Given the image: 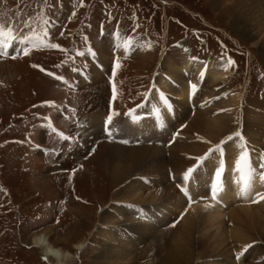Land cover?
Instances as JSON below:
<instances>
[{"label": "rangeland", "instance_id": "obj_1", "mask_svg": "<svg viewBox=\"0 0 264 264\" xmlns=\"http://www.w3.org/2000/svg\"><path fill=\"white\" fill-rule=\"evenodd\" d=\"M240 1L0 0V24L6 26L0 39L12 44L11 48L4 49L8 55L0 56V264H58L53 258L42 260L45 254L33 244L34 234L51 229L52 242L74 255L68 264H124V260L125 264H165L158 250L175 243L174 237L178 234L170 219L177 215L176 221L182 219L187 209L171 208V204H177L176 199L175 203L162 197L150 203L135 204L125 201L122 195L129 188L134 189L129 196L138 194L139 187L145 191L157 188L162 191L156 185L174 181L172 170L169 173L167 170L166 182L159 175L147 176L148 167L156 158H149V166H139L134 156L138 149L147 154L157 149L164 153L167 161L178 159L170 156L171 138L181 127L178 126L185 113L177 101L181 111L172 115L167 103L169 96H162L160 102L150 98L146 108L142 106L136 113L148 111L149 114V109L155 113L158 106L169 126L163 132L155 125L140 122L139 126L148 132L138 134L129 130L126 123L122 132L131 137L125 138L121 133L120 139H127V143H118V137L117 142L109 141L99 127L102 120L111 115L118 129V125L124 123V111L141 101L154 77L157 81L158 72L159 75L167 72L163 65L165 57H173L175 52L183 50L201 61L217 59L232 72L229 83L218 89V94L207 88L210 96H206L201 87L194 94L196 98L210 99L211 107L215 108L209 111L211 117L224 116L230 106L222 107L218 101L228 98L233 91L241 95L243 116L247 110L264 116V109L254 110L264 103V48L253 44L255 40L250 32L239 29L244 25L235 26L232 13ZM116 35H125L137 42L124 36L118 39ZM118 40L126 49L119 48ZM112 41L118 48L112 46ZM137 44L144 46L145 54L136 50ZM130 47L132 54L127 49ZM88 48L99 52L101 57L97 60L101 67H107V73L100 68H96L100 71L93 70ZM112 51H120L112 60L119 64L116 80L120 94L113 111L108 107L110 92L106 78L110 74V60L116 57L109 55ZM91 73L96 74V78L92 79ZM57 76L72 83L79 80L81 88L66 90ZM86 76L93 85L87 86L82 80ZM185 79L190 81L191 78ZM191 105L189 108L196 110L195 100ZM189 114L186 113L188 117ZM127 121L131 123L130 116ZM185 125L178 133L180 145L183 138L196 137L187 132L189 124ZM247 126L246 122H241L237 131L220 137L216 144L222 139L228 142L229 137L239 138L237 133L251 138ZM257 126L263 129L258 135L264 140V125ZM105 144L118 146L113 152L119 157L114 160L99 157ZM258 149L264 154V144ZM232 162L227 163L231 166ZM117 165L122 166L118 173L114 170ZM124 166L129 168L128 177L120 171ZM190 167L197 171L190 182H186L187 199L178 191L184 204L189 203L191 195L198 193L202 197L200 188L208 181L206 193L213 202L221 203L223 196H230L232 192L228 189L213 199V192H218L221 184L208 179L209 165L203 157L185 166V172ZM245 167L233 173L241 174ZM182 178L176 183L178 190ZM230 199L228 197V201ZM204 200L205 203L209 198L204 197ZM228 205L235 206L232 199ZM112 209L118 212L113 215L112 226L107 225L102 230L112 236L111 244L107 245L96 232L103 223L101 217ZM196 234L194 242L198 244L202 232ZM229 240L234 249L242 248H238L241 245L233 243V239ZM81 241L86 242V247L77 252L75 244ZM251 243L243 249L248 257H254L257 248L264 246L262 240L255 239ZM156 244L158 247L150 251ZM198 251H195L196 258ZM149 253L150 259L147 258ZM261 256L255 258L264 260ZM206 262L207 259H201L195 264Z\"/></svg>", "mask_w": 264, "mask_h": 264}, {"label": "bare ground", "instance_id": "obj_2", "mask_svg": "<svg viewBox=\"0 0 264 264\" xmlns=\"http://www.w3.org/2000/svg\"><path fill=\"white\" fill-rule=\"evenodd\" d=\"M232 14L234 16L235 26L239 27L244 25V28L239 29L242 31L245 29L247 32H250L255 40L253 44L256 46L259 44L264 48V0H242L240 1V4L237 5V10H233ZM135 47L136 50L145 54L146 49L143 48L144 46L137 44ZM163 65L165 69H167V72L162 71L160 75L158 74L159 77H157V81L155 80L152 84L150 89L152 96L151 99L155 102H160V97L162 96L175 97L176 101L179 102L178 104L181 106L183 113H185L182 122L177 126L180 127L181 125H185V123L189 124L187 128L189 131L187 132L194 133L196 137L192 136L183 138L184 142L180 145L179 140L181 138L177 141L179 135L178 133L175 134L177 137L171 146L172 155L170 156L171 158L177 156L180 160L174 159L173 161H167L164 158V153H160V150L157 149L149 150L150 153L148 154L146 153L147 151L144 152L142 149L135 150L134 162L136 165L145 166L146 164L149 166L148 161L150 157L157 159H154V161L152 160L153 162L148 167L149 170L147 171V176L159 175L163 179V182H166L167 180L164 179H166L169 171L172 170L171 173L173 174L174 181L171 184H167L166 182L160 186L156 185V187L162 188V191H158V188L152 191L146 189L145 191L142 190V187H139L136 189V191H139L138 194H133V196H129V194L133 193L134 189L129 188V190H126L125 194L122 195V198L125 201L133 202L135 204H144L150 203L149 201L166 197L173 203H175L176 199L178 206L177 204H171V208L177 207L181 209V207H183L182 211L187 209L186 213H184L185 215L183 214L184 217L182 219L176 221L175 218L178 215L174 219H170L172 226L175 229L174 232H178V234L177 238L174 237L177 241L172 240L176 241L175 243L172 245L170 243L166 249L159 248L158 250V253L161 255L160 258L161 260H164L165 264H195V262L201 259H207V262L202 264H264L263 259L255 258L258 255L264 256V246L257 248V252H254V257H248V253L245 255L243 254V249L248 245L250 246L252 244L251 241L253 242L255 239L264 241V201L258 203L253 202L258 199L255 195L256 192L264 193V180L259 179L260 175L264 174V154L258 149L264 144V140L258 135L259 131H262L263 129L261 126H257L260 124L264 125V116L256 114L251 110H247L243 116L241 114V112H243V108H241V95L235 91L229 92L230 94L228 98H220V100L217 98L219 100L218 103L222 107L227 105L230 106L224 116L219 117L217 114L211 117L209 114L210 112H213L215 108L214 106H212L213 108L211 107L210 99H203V96L195 98V105H197V108L194 110L195 113L193 112L194 116H191L189 101L192 100L195 94L192 92L191 86L195 84L196 90L200 87L204 88L206 96H210V94L206 92L207 88L211 89V93L218 94L216 91L222 88L223 85L229 83V77L232 75V72L227 69L228 67L225 68L217 59L201 61L186 54V51L184 50L181 52H175L173 57H165ZM90 75L93 76L92 79L96 78V74L91 73ZM188 77L191 78L190 81L185 79ZM83 79L86 82L90 80L87 76L82 78V80ZM188 83H190V85H188ZM256 109H264V103L259 104L254 110ZM188 112H190V117L186 115ZM241 117L244 119L240 120ZM105 119L102 120L103 122L100 124L99 129L101 128V131L104 128ZM241 122H246L248 124L247 129L251 138L239 136L237 139H229L226 143L224 142L225 139H222L220 144H216V140L220 137L226 134H231L232 131H237V127H240ZM126 123L129 130L135 131L138 134H145V132H148L146 128L139 125H134V127H132V124L129 121H124L121 126L122 131ZM191 128L193 131H190ZM95 129L98 130L97 125L95 126ZM143 129L146 130L143 131ZM216 145V149H212ZM114 147L118 146L105 144L102 146L99 157L105 158L108 156L112 160L118 158L119 156L114 153L116 152ZM210 149L211 152H209ZM217 149H219V151H217ZM247 151L250 154V164L252 171L255 174L251 194H248L245 191L246 181L249 179L247 169L248 164L240 160V156ZM197 157H203V159L208 161V169L210 173L208 174V179L210 181L216 180L219 182L216 178V174L222 170L220 184L223 191L221 192L220 189L218 192L222 195L226 193L228 189L231 190L232 193L228 197L233 200V204L235 205L233 208L229 207L228 204L231 199L228 201L227 196H223L224 198L221 203H215V201L213 202L211 200L212 197L209 196V193H206L209 181L205 183L206 185L204 188H200L202 197L199 196L198 193L191 195V198L188 199L189 203L184 204L178 191L183 197H185L184 199L187 198L181 189L178 190L179 185L177 186L176 183L181 176L183 177L185 166L193 165L194 159ZM128 160L132 161V159ZM128 160H125L124 162H127ZM228 161H233V165L229 166L227 163ZM238 164L240 169H242L243 166H246L241 174L233 173L238 169ZM120 167L122 166L117 165V167L114 168L116 173H118ZM128 170L129 168L124 166L120 171L127 174L125 177H128V174L130 173H127ZM115 176L118 177V175ZM179 182L182 183L181 188L188 189L186 182H183L182 179H180ZM213 186L214 185H212V189ZM191 190H194V188H191ZM177 193L179 196L176 195ZM204 197L207 199L209 198L205 203ZM190 201H192L191 204ZM115 213L118 212L112 209L109 214H104L101 217L103 223L99 224L100 231L98 230L96 232V236L102 237L107 245L111 244L112 236L106 234L102 230L103 228H106L107 225L108 227L112 226L111 223L114 221L113 219L115 217H113V215ZM179 213L181 214V211ZM200 231L202 232V235H200L198 244H196L194 242V237L195 234ZM52 236H54L52 229L44 233L34 234L33 244L40 248L45 254L44 256L48 259L53 258L58 261V264H68V262L73 259L74 255L65 251L61 247L56 246V243L51 240ZM229 239H233V243H238L241 245L238 248H242L234 249V247L228 243L230 242ZM162 242L168 244V241L166 240H163ZM85 247V241L75 244L77 252H81ZM157 247L158 245L156 244L150 248V251ZM196 249L200 251L197 252L198 258L195 256ZM207 254L209 255L205 256ZM150 255L151 253L147 255L148 259H150ZM237 256H239L240 259H237ZM124 257L123 259H125ZM245 257L247 261L245 260L244 262L243 259ZM260 260L263 261L260 262ZM123 263L125 264L126 260H124Z\"/></svg>", "mask_w": 264, "mask_h": 264}, {"label": "snow or ice", "instance_id": "obj_3", "mask_svg": "<svg viewBox=\"0 0 264 264\" xmlns=\"http://www.w3.org/2000/svg\"><path fill=\"white\" fill-rule=\"evenodd\" d=\"M5 27H6L5 25L0 24V37H3ZM8 35L9 36L12 35L11 29H8ZM11 47H12V44L8 43L6 40L0 39V56H7L8 55V52L5 51L4 49H8V48H11ZM53 47L58 48L59 46L58 45H53ZM27 54L28 53L25 52V55H27ZM80 55H84V54L83 53H80ZM117 67H119V64H117ZM56 79L63 80V78L62 77H59V76H57ZM64 82L67 83V81H64ZM191 88H192V92L195 93V91H196V85L193 84L191 86ZM113 92H115V86H113ZM129 116H130V118L132 119V121L134 123L135 122H138L137 119H136V117L134 115H132L131 113H129ZM112 123H113V116L110 115L107 118L106 124L107 125H112ZM112 134L113 133L109 130L108 131V135L111 136ZM236 135H237V137L240 136L239 133H237ZM64 138L67 139V137H64ZM229 139L231 140L232 137H229ZM122 142L127 143V141H122ZM217 151H219V149H217ZM240 160L241 161H244V162H246L248 164L249 179H248V181H246L245 191L248 194H251L252 186H253V180L255 179V174L253 173L252 168H251V164H250V154L248 152H244V154L240 156ZM237 168H238V170H240L239 164L237 165ZM196 171H197L196 168H192V167L188 168L186 170V172L184 173V175H183L182 181L183 182H190L191 178H193V175H194V173ZM221 175H222V170H221V172H217V174H216V178H217L218 181L221 180ZM259 179L264 180V174H261L260 177H259ZM217 187H219V185ZM181 191L184 193L185 196H188L189 195L188 189L181 188ZM222 191L223 190L221 189V192ZM218 195H220V193L214 191L213 192V199H216ZM255 195H256V197H258V199L254 200L253 202L258 203L260 201H264V193L256 192ZM141 218H145V217H141ZM237 259H240V257L237 256Z\"/></svg>", "mask_w": 264, "mask_h": 264}]
</instances>
